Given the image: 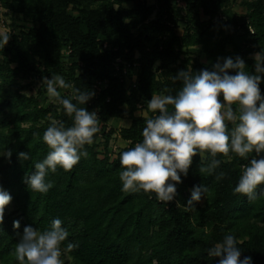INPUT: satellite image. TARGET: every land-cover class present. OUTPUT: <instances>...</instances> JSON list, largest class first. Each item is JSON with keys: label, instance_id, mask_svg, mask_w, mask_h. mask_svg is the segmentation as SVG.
<instances>
[{"label": "trees", "instance_id": "trees-1", "mask_svg": "<svg viewBox=\"0 0 264 264\" xmlns=\"http://www.w3.org/2000/svg\"><path fill=\"white\" fill-rule=\"evenodd\" d=\"M3 2L33 22L12 34L0 51V188L12 197V206L9 210L5 206L0 223V264H19L14 255L16 235L25 226L43 231L56 218L69 233L61 246L78 264H153V260L156 264H218L219 257L207 252L226 234L238 240L241 260L250 256L252 264H264V227L256 224L264 223V184L258 186L255 199L234 192L248 160L232 152L218 154L219 167L211 174L201 173L199 168L212 157L197 151L187 176L181 174L182 182L176 184L177 195L167 203L152 192L123 191L120 173L124 169L119 162L122 151L142 142L146 120L158 115L152 111L134 114L137 102L154 93L175 95L182 81L171 77L180 70H211L218 57L239 56L245 71L255 73L256 61L250 54L264 55V0L247 1L248 17L226 9L224 20L216 14L225 0H186L184 13L174 0L152 4L133 0L130 6L123 0ZM154 9L155 16L150 17ZM246 17L254 30L244 23ZM180 20L185 25L179 35L175 26ZM238 21L242 22L239 31ZM62 46L69 48L67 65L61 58ZM117 56L138 61L134 85L128 86L121 73H115L112 62ZM228 71L234 75L236 70ZM31 73L40 81L35 95L25 93L27 85L18 79ZM55 75L86 92H91L90 78L106 79L105 86L84 105L72 99V89L62 95L77 107L96 112L100 131L82 149L88 156H82L71 171L59 166L56 172L49 171L45 180L52 187L39 193L23 181L50 151L42 140L52 121L47 114L63 121L66 128L73 124L62 105L42 104L47 92L43 80ZM260 75L264 97V73ZM125 114L130 121L119 134L128 142L112 152L114 129L109 120ZM232 127L228 122L229 131ZM8 149L11 157L5 158ZM19 152L28 153L29 159H20ZM200 184L207 188L204 203L194 202V208L188 209L193 186ZM14 221H19V228ZM69 243L76 247L67 250Z\"/></svg>", "mask_w": 264, "mask_h": 264}, {"label": "clouds", "instance_id": "clouds-1", "mask_svg": "<svg viewBox=\"0 0 264 264\" xmlns=\"http://www.w3.org/2000/svg\"><path fill=\"white\" fill-rule=\"evenodd\" d=\"M9 38L10 33L3 34L0 47L7 44ZM254 59V74L245 71L244 61L236 56L218 57L211 70L205 68L194 73L189 68L171 77L173 81H182V87L175 95L152 96L147 109L158 115L146 120L142 142L119 155L120 166L124 169L120 173L122 190L152 192L159 201L170 202L177 195L176 184L182 182L181 174L187 176L197 151L208 152L212 157L207 166L199 168L201 173L208 174L219 167L221 161L215 158L218 154L228 156L232 152L248 160L234 192L255 199L258 186L264 184V97L259 88L264 55L256 53ZM228 70L236 71L232 75ZM43 82L49 98L62 105L73 124L66 128L63 121L52 120L43 132L42 140L50 151L42 161L35 163V171L23 181L39 193H46L52 187V183L45 180L49 171L56 172L57 166L71 171L82 156H88L82 149L91 145L94 135L100 131L96 112L77 107L57 89L71 88L72 99L80 105L91 99L93 92L75 88L60 75L45 78ZM228 122L233 125L231 131ZM3 155L10 158L11 149ZM18 157L28 160L29 154L19 152ZM206 192L204 185H194L187 208H194V202H200ZM11 199V195L0 188V223ZM13 226L19 228V221H14ZM68 236L59 218L53 219L50 227L43 231L25 226L14 249L15 258L19 264H63L61 245ZM237 244L233 234H226L207 255L219 257L218 264H252L250 256L240 259ZM75 247L69 243L67 250Z\"/></svg>", "mask_w": 264, "mask_h": 264}, {"label": "rangeland", "instance_id": "rangeland-1", "mask_svg": "<svg viewBox=\"0 0 264 264\" xmlns=\"http://www.w3.org/2000/svg\"><path fill=\"white\" fill-rule=\"evenodd\" d=\"M144 3H155L156 0H143ZM247 1L250 0H225L224 6L220 9V11L216 14V18H219L220 20H224L225 18V12L224 10H230L231 12H233L234 14H236L237 16L243 17V16H247L248 17V11L249 9L247 8ZM174 2H176V6L180 9V11L182 13H184L186 11V0H174ZM123 3L125 5H132L133 0H123ZM179 3V4H178ZM74 12V11H73ZM155 16V9L153 10V12L151 13L150 17ZM203 18H206L207 16H205L204 14H202ZM245 18L244 19V23L247 24V26H251V29L254 30V25H252L250 22H248L249 18ZM242 21V18L241 20ZM238 21L236 28L237 30L239 29L238 26L242 25V22ZM32 20L30 16H27L25 14H23L21 11H12L7 5L4 4L3 0H0V38H2V35L5 33H10V37L12 36V34H19L20 31H22L23 29H27V27L29 25L32 24ZM185 23L183 20H180L177 22V25L175 26V30L176 32L180 35L183 31V27H184ZM240 30V29H239ZM238 30V31H239ZM10 39V38H9ZM6 45V44H5ZM147 47H149V44L147 45ZM197 46H195L194 48H196ZM0 47V51H1ZM197 49V48H196ZM60 52L62 53V60L64 61L65 65L68 64V60H67V53L69 51V48L67 46H62L61 48H59ZM195 53H198L197 50H195ZM136 53V52H135ZM257 52H252L250 55L251 56H255ZM200 55V57L205 60L204 58V54L203 53H198ZM1 55V52H0ZM42 67V66H41ZM138 67H134L133 65L130 66V69L128 71V75L129 77H127V82H128V86H132L130 81L132 77L135 78V82L137 80V75H138ZM156 72V77H158V69L155 70ZM19 80H21L23 83H25L27 86L23 89V91L27 94H37L38 89L40 88V81L37 79V76L33 73H31L30 75L26 76V77H22L19 76L18 78ZM105 80L104 78H99V77H92L90 78L88 87L90 89L91 92L93 93H98V91H100V89L102 87L105 86ZM58 91L61 92V96L64 94H69L71 91V88L69 89H57ZM154 95H163V94H157L154 93ZM152 98V97H151ZM147 99V100H139V102L142 103V106L139 107L138 103L136 104L135 110H134V114H141V115H148L150 110L147 109V102L151 100ZM53 100H51L48 96V93H45V99L43 100L42 104L49 102ZM54 103H58V102H54ZM222 103H223V97H222ZM59 104V103H58ZM123 118H111L109 120V126L113 127L114 131L111 135V139H110V147L112 149V152L115 149H118L120 146L124 145L125 143H127L128 141L123 139L121 137V135L119 134V129L128 124L129 123V117L127 114L123 115ZM47 118L51 119V120H55L54 117L50 116V114H47ZM204 199H205V195L204 197H202L200 202H196L197 204H203L204 203ZM12 206V202L10 201V203L8 205H6L7 209L9 210L10 207ZM256 224L261 225L264 227V223L263 222H256ZM244 225H247V223H245ZM23 233V231L18 232L17 233V242L19 239V236ZM239 239H241V237H239ZM61 250H62V255H61V260L63 262V264H78L77 262H75V260L73 259V257L71 255H69V253L61 246ZM9 262H13L12 257H8ZM153 264H156V261L153 260Z\"/></svg>", "mask_w": 264, "mask_h": 264}, {"label": "built area", "instance_id": "built-area-1", "mask_svg": "<svg viewBox=\"0 0 264 264\" xmlns=\"http://www.w3.org/2000/svg\"><path fill=\"white\" fill-rule=\"evenodd\" d=\"M249 28L251 29V26ZM105 45H106V43H104V46ZM112 64H113V68L115 70V73H121V75L124 77L125 80H127V77H129L128 71L130 69V66L133 65L136 68L138 67V61H136L135 59L128 60L126 58H122L121 56H117L113 60ZM129 81L131 84H133V85L135 84V78L134 77H132L131 80H129ZM105 84H106V80H105ZM138 106L141 107L142 103L139 102Z\"/></svg>", "mask_w": 264, "mask_h": 264}, {"label": "crops", "instance_id": "crops-1", "mask_svg": "<svg viewBox=\"0 0 264 264\" xmlns=\"http://www.w3.org/2000/svg\"><path fill=\"white\" fill-rule=\"evenodd\" d=\"M121 118H123V117H121Z\"/></svg>", "mask_w": 264, "mask_h": 264}]
</instances>
